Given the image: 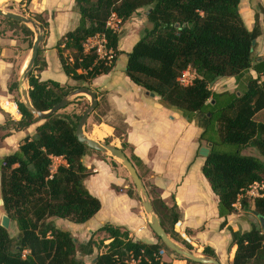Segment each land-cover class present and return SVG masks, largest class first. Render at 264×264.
<instances>
[{
  "label": "trees",
  "instance_id": "1",
  "mask_svg": "<svg viewBox=\"0 0 264 264\" xmlns=\"http://www.w3.org/2000/svg\"><path fill=\"white\" fill-rule=\"evenodd\" d=\"M239 2L73 0L77 24L60 36L55 48L63 73L79 84L63 86L54 80L39 79L33 73L44 65L38 48L25 78L28 98L36 109L47 110L69 90L108 72L121 53L117 47L121 32L106 26L107 19L114 14L123 22L145 7L147 25L130 50L124 52L125 75L132 83L181 111L186 119L195 112L205 117L198 140L200 145H210L201 172L217 196L218 215L225 217L233 213L235 205L247 210L250 199L251 212L264 218V195L252 199L245 195L253 182L264 181V123L254 118L264 109V50L261 56L253 57L254 44H251L260 35L261 26L264 27V5L254 11L252 26L247 29L239 14ZM0 19V33L17 29L32 35L25 24L4 16ZM33 19L43 37L46 20L39 14ZM96 33L104 35L106 48L113 52L109 62L97 59L93 49L83 50L85 40ZM185 69L192 72L193 78L182 85L177 77ZM249 70L255 76L248 74ZM221 77H233L235 89L214 91L212 85ZM243 80L245 88L241 90ZM16 87L17 82L13 80L7 89L14 93ZM14 101L20 118L6 117L0 130L8 127L21 130L37 120L41 122L35 126L32 136L22 138L12 152L0 156V209L8 217L9 225L16 228L15 235H10L8 228L0 226V264H169L161 260L162 249L184 259L186 264H203L176 254L155 235V243L134 241L127 230L108 222L96 228L84 242H76L69 231L55 226L52 218L82 223L100 207L99 200L83 184L90 169L82 164L81 157L89 148L74 136L84 109L68 113L62 111L64 106L41 119L30 114L19 97ZM120 144L121 148L126 145L123 139ZM246 147L256 153H243ZM51 156H61L64 161L52 173L49 171ZM150 188L146 192L162 229L172 241L191 250L173 231L179 217L176 205L166 204ZM131 189H127L128 195L135 191ZM228 230L230 244L235 245L230 264H264V228ZM99 233L104 235L95 242L93 237ZM93 248L96 253L84 262L81 256L91 254ZM201 253L215 259L207 246L202 247Z\"/></svg>",
  "mask_w": 264,
  "mask_h": 264
},
{
  "label": "crops",
  "instance_id": "2",
  "mask_svg": "<svg viewBox=\"0 0 264 264\" xmlns=\"http://www.w3.org/2000/svg\"><path fill=\"white\" fill-rule=\"evenodd\" d=\"M12 2L16 5L19 0ZM14 8H9L4 0H0L2 11L20 14ZM28 9L46 15L47 26L38 43L40 62L44 63L37 71L38 78L54 80L60 85L69 83L70 78L61 69L55 44L62 34L77 24L78 14L73 7V0H30ZM130 20L134 25L132 17ZM242 20L245 27L250 29L253 16L251 19L245 12V19ZM144 23L145 19L139 18L132 32L119 36L117 47L121 53L116 56L108 72L95 76L88 83H82L95 92L97 101L98 118L86 136L96 141L107 140L108 144L120 148L135 168L145 190L152 186L166 204L174 202L179 217L173 224V231L179 241L191 246L193 254L204 256L202 247L207 246L220 264H230L235 245L230 244L228 228L243 231L251 226L259 227L258 216L251 212V201L247 210L235 205L233 213L225 217L218 215L217 196L201 172L204 157L198 153V148L204 146L200 145L198 137L204 128L205 117L195 112L186 119L181 111L153 92L132 83L125 75L124 52H128L139 38L146 26ZM10 33L9 30L0 33V124L6 117L12 120L20 118L12 99L15 92L10 93L7 87L16 80V74L20 73L29 57L18 66L17 54L13 55L15 39L10 38ZM122 57V65L117 66V61ZM252 73V70L248 71L251 76ZM221 85L222 88L215 89V86ZM235 86L233 77H221L213 83L212 89L217 92L232 91ZM16 88L18 90V86ZM36 125L30 124L21 130L6 128V133L0 136V156L12 152L22 138L32 136ZM118 127L119 134L116 135ZM122 139L126 143L123 148L120 144ZM81 162L90 169L83 184L99 200L100 207L82 223L52 218L55 226L69 231L71 235L76 234L79 241L84 242L96 228L108 222L127 230L128 236L134 241L157 242L135 192H131V195L126 193L130 177L125 168L115 158L101 152L99 155L96 152L85 153ZM2 215L0 209V217ZM101 234L99 238L104 235ZM107 241L105 239L103 242ZM160 256L161 260L169 264H186L184 259L164 253L163 250Z\"/></svg>",
  "mask_w": 264,
  "mask_h": 264
},
{
  "label": "water",
  "instance_id": "3",
  "mask_svg": "<svg viewBox=\"0 0 264 264\" xmlns=\"http://www.w3.org/2000/svg\"><path fill=\"white\" fill-rule=\"evenodd\" d=\"M0 15L6 18L14 19L25 25H29L35 34L34 39L31 43L29 57L27 59L25 66L21 69L18 80H17V86H18L20 97L23 103L25 104L26 108L28 109L29 113L38 118L43 119V118H46L52 115L54 112L58 111L64 106H66V104L69 102L70 97L75 96V95H81V94L87 95L89 99V103L87 107L84 109V111L82 112V114L80 115L76 123L75 129H74L75 139L80 144H84L89 149L110 155L111 157L115 158L125 168V170L127 171L131 179L133 187L138 195L139 202L145 214V218H146V221H147V224L150 230L153 232L155 236L159 238V240L166 247L173 250L176 254L184 257L185 259H189L193 262H198V263H203V264H220L216 259H212L207 256L195 255L190 250H187L183 248L182 246L178 245L177 243H175L174 241H172L162 229L158 217L153 212L152 206L148 198V194L139 176L137 175L135 168L133 167L129 159L126 157V155L123 153V151L116 146L103 143L100 141H96L86 136V134H84L83 126L88 118L89 113L94 109L97 103L94 91H92L91 89L85 86H78L76 88L69 90L65 96H63L57 103L52 105L47 110L41 111V110L36 109L32 105L26 93V89L24 88V80L26 78L27 73L30 71L32 63L37 55L38 43L41 39L40 29L38 27L37 22L34 21L30 17H26L21 14L9 12V11L4 12L1 9H0ZM254 41H255L254 39L251 40V44H254ZM149 94L152 95V93H149ZM209 145L210 144L208 143L207 146ZM198 153L202 155L203 157H205L208 153V148L205 146H201L198 148ZM0 204H1V200H0ZM258 220H259L261 228H264V218L258 216ZM0 226L5 229H7L9 226V219L4 214L0 217Z\"/></svg>",
  "mask_w": 264,
  "mask_h": 264
},
{
  "label": "rangeland",
  "instance_id": "4",
  "mask_svg": "<svg viewBox=\"0 0 264 264\" xmlns=\"http://www.w3.org/2000/svg\"><path fill=\"white\" fill-rule=\"evenodd\" d=\"M4 3L9 8H12L14 6L15 7L14 9L20 11V14L23 15V16L30 17V18L33 19V16L35 14H39L43 20L44 19L46 20V15L45 14L40 13V12L38 13L36 11H30L28 9V2L25 3V0H23V1L19 0V2L16 5L12 2V0H4ZM21 4H25V5H21ZM262 5H264V0H240V2L238 4L239 14H240L242 19H245V12H246L247 14H249L250 18L252 19L254 11L258 10L259 6H262ZM144 13H145V7H142L138 12H135V13H133L130 16L134 20V23H133L134 25H132L130 17L128 19L124 20L123 22H119V23L115 22L116 30L120 31L121 35H123L124 33H127V32H132L133 28L137 24L138 19L142 18V17L145 19ZM144 24H146V22ZM26 26L28 28H30V30L32 31V35L24 34L21 30H17V29L13 30V32H11L10 35H9L10 38L12 37V38L15 39V44H14V48L15 49L13 51V55L17 54V58H18V61H19L18 66L22 63V61H24L26 59V57L29 56L30 44L32 43V41L34 39V35H35L33 30H32V28L29 25H26ZM3 27H5V26H3ZM263 50H264V27L261 26V33H260V35L258 37L255 38V43L253 45L252 56L253 57L261 56ZM122 63H123V57L117 61V66L122 65ZM18 66H17V68H18ZM33 73L37 75V71H33ZM252 74H253V76H255L254 72ZM14 76H13V78H14ZM16 76H15V78H16V80H18L19 73L16 74ZM78 84H79L78 82L73 81V80L70 79L69 83H66L63 86H75V85H78ZM222 87H223L222 85L221 86H215V89H220ZM24 88L25 89L27 88L25 80H24ZM244 88H245V84H244V80H243L241 82V84H240L239 89L243 90ZM234 89H235V87H233L232 90H234ZM17 97H19V99L22 100L21 97H20V94H19V90H17V88H16V92L13 94L12 99L15 100ZM69 102L70 103L67 104L62 109V111H65V112H68V113H72V112L79 113L80 111H82L83 109L86 108V106L89 103V99H88L87 95L81 94V95H75V96L70 97ZM97 118H98L97 117V110H96V106H95L94 109L89 113L88 118H87V120H86V122H85V124L83 126L84 134H88L89 133V131H90L91 127H92V123L95 122ZM254 118L256 120L261 121V122L264 123V109L262 111L258 112L255 115ZM40 122H41V120H37L33 124H39ZM117 129L118 130H116V134H119V127ZM5 133H6V130H4V131L1 130L0 131V136H3ZM100 142L106 143L105 140L104 141L100 140ZM222 147L225 148V149L227 148L226 146H222ZM92 152H96V154H98V155L100 154V152L92 150V149H89V150L86 151V153H88V154H90ZM242 152L243 153H254V154L256 153V151L253 150L250 147H246V148L242 149ZM128 188L129 189H131V188L134 189L133 184L131 182V179H130L129 186L127 187V189ZM147 188L149 190L151 189L150 187H147ZM134 192H136V191H134ZM135 197H137V199L139 200L137 193L135 194ZM249 201H251V200L249 199ZM8 231H9L10 235H15L16 228L14 227V225L11 224L8 227ZM100 234L101 233L96 234L93 237V240L95 242H98L100 240L99 239ZM71 236H73L75 238L76 242H80L76 234H73ZM174 242L177 243L178 245L182 246L180 243H178L176 241H174ZM100 249L103 250L102 248H100ZM162 250L164 251V253L173 255V253L168 251V250H165V249H162ZM96 251L97 250L95 248H93L91 254L85 255V256L82 255L81 256L82 260L84 262H87L96 253ZM77 256H80L78 252H77Z\"/></svg>",
  "mask_w": 264,
  "mask_h": 264
},
{
  "label": "built area",
  "instance_id": "5",
  "mask_svg": "<svg viewBox=\"0 0 264 264\" xmlns=\"http://www.w3.org/2000/svg\"><path fill=\"white\" fill-rule=\"evenodd\" d=\"M115 22L119 23V20L116 19L114 14H111L110 17L106 21V26L116 30ZM83 50L87 51L89 49H93L97 59H103L106 62H109L113 57V52L110 48H106L105 46V38L103 34H93L92 36L88 37L82 45ZM193 78L192 72L188 71L187 69L183 70L180 75L177 77V81L182 84L190 83L191 79ZM50 173H52L56 166L59 164H63L64 161L61 156H51L50 157ZM245 195L249 198H254L257 196L264 195V181L262 182H253L251 185L248 186V189L245 191Z\"/></svg>",
  "mask_w": 264,
  "mask_h": 264
}]
</instances>
